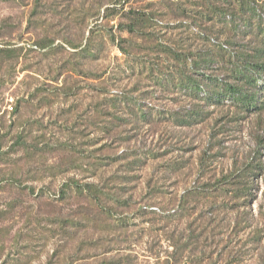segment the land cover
Masks as SVG:
<instances>
[{
  "label": "rangeland",
  "instance_id": "obj_1",
  "mask_svg": "<svg viewBox=\"0 0 264 264\" xmlns=\"http://www.w3.org/2000/svg\"><path fill=\"white\" fill-rule=\"evenodd\" d=\"M211 44L264 64V0H0V264H264V103L165 52Z\"/></svg>",
  "mask_w": 264,
  "mask_h": 264
},
{
  "label": "trees",
  "instance_id": "obj_2",
  "mask_svg": "<svg viewBox=\"0 0 264 264\" xmlns=\"http://www.w3.org/2000/svg\"><path fill=\"white\" fill-rule=\"evenodd\" d=\"M222 11L221 8H214L213 15L209 19L216 20L215 18L221 16ZM142 15L145 17L148 14ZM183 16L186 15L184 13L179 15V17ZM120 29H126L130 34L138 32L135 24L125 27L120 25ZM211 46L209 51L199 49L195 52L183 50L179 52L171 48L165 51L181 64L179 85L183 93L211 107H235L245 112L259 110L264 103V81H260L258 74L261 72L264 74V64L249 61L250 65L244 66L240 63L237 53L236 56H228L223 48L213 44ZM118 48L124 55L128 54L121 45ZM189 120L179 119L178 123L186 125L189 124ZM234 178L236 181L232 184L239 186L240 172Z\"/></svg>",
  "mask_w": 264,
  "mask_h": 264
}]
</instances>
